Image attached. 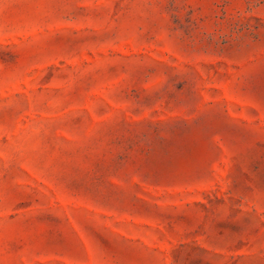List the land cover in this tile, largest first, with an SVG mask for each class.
<instances>
[{
    "label": "rangeland",
    "instance_id": "1",
    "mask_svg": "<svg viewBox=\"0 0 264 264\" xmlns=\"http://www.w3.org/2000/svg\"><path fill=\"white\" fill-rule=\"evenodd\" d=\"M0 264H264V0H0Z\"/></svg>",
    "mask_w": 264,
    "mask_h": 264
}]
</instances>
